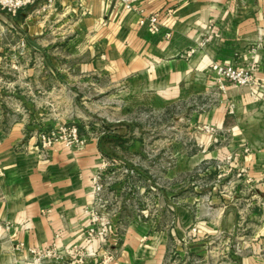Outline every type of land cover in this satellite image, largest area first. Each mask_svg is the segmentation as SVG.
I'll use <instances>...</instances> for the list:
<instances>
[{"label":"crops","instance_id":"obj_1","mask_svg":"<svg viewBox=\"0 0 264 264\" xmlns=\"http://www.w3.org/2000/svg\"><path fill=\"white\" fill-rule=\"evenodd\" d=\"M46 1L16 16L0 11V264H37L30 249L55 241L87 245L92 176L109 156L101 137L80 125L88 118L80 85L104 77L133 91L193 98L189 121L173 127L189 131L187 169L180 151L169 172L110 157L136 169L117 167L106 193L112 264H264V100L227 80L222 87L210 68L214 61L254 67L264 82V0H139L135 9ZM67 123L79 125L84 146L41 147V131ZM203 162L219 165L221 186L211 182L205 194L181 181L153 187L185 172L190 184Z\"/></svg>","mask_w":264,"mask_h":264},{"label":"rangeland","instance_id":"obj_2","mask_svg":"<svg viewBox=\"0 0 264 264\" xmlns=\"http://www.w3.org/2000/svg\"><path fill=\"white\" fill-rule=\"evenodd\" d=\"M4 16L6 19L8 18V15ZM76 88L77 86H75ZM80 90L86 92L85 101L88 112V118L81 119L80 125L83 131L88 126L90 132L96 133L100 137L104 136V142L111 157L125 161L129 156L128 158L135 161L130 162L134 167L141 168L146 163L154 173L158 170L169 172L179 167L177 153L180 151L183 155L182 169H187L184 159L193 149L189 142L184 144L185 140L189 138V131L185 125L177 130H174L173 127L176 123L185 124L189 121L193 110L191 107L193 98L188 96L184 98L162 97L157 91H133L126 85L115 86L110 82V79L105 77L96 86L87 84L86 87H83L80 85ZM77 100L81 102L84 99L77 98ZM117 136L121 139L118 140ZM131 140L135 141L133 147H131ZM179 141L182 142L181 146H178ZM209 166L211 165L203 162L193 169L195 178L187 179L192 180L190 184L184 183L186 175L190 174L185 172L180 180L165 178L158 181L156 179V181H152L153 187L160 184L169 189L181 181L183 187H193L205 194L207 188L212 186L211 182L214 186H221L224 178L219 175V165L216 164L213 168ZM209 169L216 170V177L204 175ZM225 169H230V167H225ZM240 228L243 232L245 227ZM115 258L116 256L113 261ZM90 260H97V264H102L101 257H89L80 264H86Z\"/></svg>","mask_w":264,"mask_h":264},{"label":"built area","instance_id":"obj_3","mask_svg":"<svg viewBox=\"0 0 264 264\" xmlns=\"http://www.w3.org/2000/svg\"><path fill=\"white\" fill-rule=\"evenodd\" d=\"M123 4L126 9H135V3L139 0H111ZM36 0H0V10L16 16L21 10L35 4ZM56 0H47L43 7H51ZM155 22V19H153ZM158 29L156 22L153 24ZM26 41H21V46H25ZM211 72L217 82L224 87V81H230L239 86L249 88L251 97L257 101L264 100V82L260 81L254 72V67H240L233 63H223L214 61L211 64ZM210 129V127H207ZM40 145L42 148L53 147L57 142L63 143L66 147L84 146L87 137L81 132L76 123H67L61 125L58 129L51 131H41L39 133ZM124 167V164L115 159L106 157L103 164L92 176L94 199L87 208L86 212L90 214L91 222L83 229L86 246L78 243L65 248H59L57 242L47 249L32 248L30 252L34 255L31 262L37 264H60L68 261L83 263L89 257H101L102 264H111L115 253L108 247L111 234V200L107 197V191L111 189L113 174L117 167ZM125 172L136 173L135 168L124 167ZM60 235L56 236L58 240ZM23 246V245H20ZM53 258V259H52ZM47 259H52L46 262Z\"/></svg>","mask_w":264,"mask_h":264},{"label":"trees","instance_id":"obj_4","mask_svg":"<svg viewBox=\"0 0 264 264\" xmlns=\"http://www.w3.org/2000/svg\"><path fill=\"white\" fill-rule=\"evenodd\" d=\"M106 138H107V137H106ZM117 139L119 140V139H121V138H119V137L117 136ZM101 141H102L101 149L103 150V152H104L106 155H108L109 157H111V154H110L109 151L107 150V146H106V144H105V142H104V136L101 137Z\"/></svg>","mask_w":264,"mask_h":264}]
</instances>
